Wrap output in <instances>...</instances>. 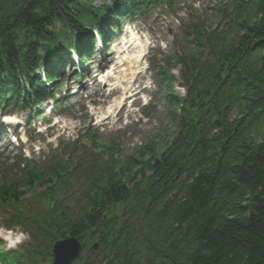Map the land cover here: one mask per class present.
Here are the masks:
<instances>
[{
    "label": "trees",
    "instance_id": "obj_1",
    "mask_svg": "<svg viewBox=\"0 0 264 264\" xmlns=\"http://www.w3.org/2000/svg\"><path fill=\"white\" fill-rule=\"evenodd\" d=\"M174 2L0 0V108H35L49 94L39 71L54 81L52 58L89 44L91 29L104 36L111 14ZM226 12L218 27L190 25L174 58L187 95H170L176 136L159 155L151 142L117 159L88 131L109 152L104 162L100 153L64 160L69 144L42 165L1 163L0 210L30 238L0 264H51L66 236L85 246L74 264H264V0H230Z\"/></svg>",
    "mask_w": 264,
    "mask_h": 264
},
{
    "label": "rangeland",
    "instance_id": "obj_2",
    "mask_svg": "<svg viewBox=\"0 0 264 264\" xmlns=\"http://www.w3.org/2000/svg\"><path fill=\"white\" fill-rule=\"evenodd\" d=\"M100 4L97 1V5ZM227 4L228 0H176L172 8L160 5L129 19H123L124 28L117 33L116 43L104 48L99 54L97 52L95 59L86 65L82 76L74 74L77 66L71 65L70 71L66 69V76L59 83L57 91L58 96L65 103L59 109L65 113L61 115L54 113L52 102L42 105L43 118L50 123L42 121L36 123V130L43 133L41 140L29 142L28 137L25 136L23 128L29 111L15 113L20 123L16 130H19L21 138L25 141L23 149L26 155L36 161L43 160L60 140H75L78 142V151L90 153L89 140L83 137L85 134L82 132L89 126L92 128H89L90 130L97 133L100 141H113L118 149V155L129 156L151 139L157 141V144L161 142V145L156 143L152 145L155 154L163 151L176 131V123L169 113L167 94L171 89L181 98L185 96V89L180 86V66H172L169 62L173 61V57L182 52V47L186 45V26L195 23L197 16L207 19L208 25L213 27L220 24L225 17L222 7ZM57 26L60 28V25ZM133 37L140 38L139 41L143 45L137 68L141 73L134 86L145 89L126 98L123 102L124 107L107 118L108 107L128 93L132 94L133 91L126 90L127 93L121 92L104 98L99 95L98 90L108 93L111 87L118 85V80L125 85V82L131 78L133 70H130L129 63L124 57L135 56L141 49L136 45L137 40L131 44L135 39ZM160 66L169 68L172 77L170 87L159 71ZM94 73L98 74L97 79ZM96 80L99 82L97 83ZM104 117L106 119L102 120ZM34 119L33 117L31 123ZM32 127H34L33 123ZM1 128L0 118V131ZM13 130L15 129L7 128L6 132H0V152H4V157H12L19 153V142L10 139ZM1 221L0 218V231L4 232L5 228ZM22 236L27 237L24 232L19 238ZM3 241L0 238V249L5 247Z\"/></svg>",
    "mask_w": 264,
    "mask_h": 264
},
{
    "label": "bare ground",
    "instance_id": "obj_3",
    "mask_svg": "<svg viewBox=\"0 0 264 264\" xmlns=\"http://www.w3.org/2000/svg\"><path fill=\"white\" fill-rule=\"evenodd\" d=\"M136 40H140V38L135 39ZM137 44H139L141 50L139 52H141L143 50V45L141 41H138ZM141 53L136 54L133 58L134 60H131V57L126 56L124 59L128 61L129 63V67L130 70L132 69L133 71L131 72V78H129L126 82L125 85L123 86L121 82H119L120 88H110V91L106 94L104 91L102 92L100 89L98 90L99 95L101 97H109L110 95H116L118 93L121 92H126V90H130L133 91V95H136L138 93H140L142 90H144L143 88H141L140 86H134V84L136 83V81L138 82V77H139V73L140 71L137 69L138 65L134 67L135 64L139 63V59H140ZM98 83V81H96ZM98 85V84H97ZM124 98V99H123ZM123 98H119V100L115 101L112 105H110L107 109V113L109 114V117H111L113 114H115V112L118 109V106L120 104L123 103V101L125 100L126 96H123ZM105 119V118H103ZM10 121L14 122L15 121V117L10 118Z\"/></svg>",
    "mask_w": 264,
    "mask_h": 264
},
{
    "label": "water",
    "instance_id": "obj_4",
    "mask_svg": "<svg viewBox=\"0 0 264 264\" xmlns=\"http://www.w3.org/2000/svg\"><path fill=\"white\" fill-rule=\"evenodd\" d=\"M81 241L77 237L69 236L57 241L52 248L51 255L54 264H72L80 255Z\"/></svg>",
    "mask_w": 264,
    "mask_h": 264
},
{
    "label": "clouds",
    "instance_id": "obj_5",
    "mask_svg": "<svg viewBox=\"0 0 264 264\" xmlns=\"http://www.w3.org/2000/svg\"><path fill=\"white\" fill-rule=\"evenodd\" d=\"M26 238H27V237L22 236V237H20V238L17 239L16 243H20V242L23 241V239H26ZM11 246H12V247H15V244H13V245H11Z\"/></svg>",
    "mask_w": 264,
    "mask_h": 264
}]
</instances>
